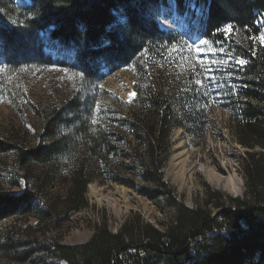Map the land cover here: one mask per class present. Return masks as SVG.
Here are the masks:
<instances>
[{
	"label": "trees",
	"instance_id": "16d2710c",
	"mask_svg": "<svg viewBox=\"0 0 264 264\" xmlns=\"http://www.w3.org/2000/svg\"><path fill=\"white\" fill-rule=\"evenodd\" d=\"M165 12L181 20L179 30L159 26ZM260 21L264 0H29L22 6L0 0L2 67H57L87 84L132 68L136 91L126 118L119 122L120 131L98 122L93 102L77 95L43 119L36 147H24L13 134L0 136V155L14 153L25 182L19 196L0 193V221L26 216L36 219L39 230L50 224L59 227L61 216L69 220L88 208L91 182L112 181L152 201L161 199L175 213L174 221L165 232L128 223L116 234L100 228L84 245L51 244L44 249L50 258L66 264H264ZM229 23L235 34L223 46L233 60L243 58L246 63L226 69L232 76L221 96L234 140L261 151L247 152L242 159L244 196L222 198L212 206L218 211L214 215L207 206L189 208L178 201L163 169L171 156L178 114L189 116L186 129L195 128L194 111L208 107L209 98L193 84L204 79L193 49L204 39L216 46L225 38L214 30ZM44 35L68 56L47 53ZM34 168L41 170L38 178ZM60 183L68 185L66 193L51 194L49 188Z\"/></svg>",
	"mask_w": 264,
	"mask_h": 264
},
{
	"label": "rangeland",
	"instance_id": "374dc122",
	"mask_svg": "<svg viewBox=\"0 0 264 264\" xmlns=\"http://www.w3.org/2000/svg\"><path fill=\"white\" fill-rule=\"evenodd\" d=\"M15 2L22 6L29 0ZM159 26L179 30L182 22L172 13L165 12L159 19ZM44 38L47 53L60 58L68 56L46 35ZM193 52L197 55L195 48ZM78 79L57 67L31 66L12 70L0 65V136L13 134L24 147H36L43 130V119L52 109L64 106L77 95L86 102H93L90 104L98 122L120 131L119 122L126 118L128 107L136 97L134 69L124 68L100 83L87 84ZM207 98L208 107L193 113L197 120L195 128L189 125L186 129L189 116L178 114L179 126L171 137V156L163 169L165 180L173 187L178 201L189 208L207 206L211 209L215 204H221L222 198H242L245 192L242 159L247 152L261 151L245 148L234 140L227 102L221 95ZM34 169L38 178L41 170L39 173L37 168ZM23 175L15 163L14 153L0 155V193L21 195L25 190ZM211 177L221 181L219 186ZM232 178L235 180L233 186L237 188V193L232 191L233 195L221 187ZM90 188L111 201L116 197L123 198L125 205L114 208L108 202L98 203L89 195ZM67 190L65 183L49 188L51 194L57 192L61 196ZM86 198L88 208L69 220L61 216L59 227L58 223L55 227L50 224L39 230L36 219L26 216L0 221V264H66L50 258L44 249L55 242L65 246L84 245L98 229L106 228L116 234L126 223L130 226L150 225L165 232L174 221L175 213L161 199L152 201L112 181L91 182ZM211 210L217 215V210Z\"/></svg>",
	"mask_w": 264,
	"mask_h": 264
},
{
	"label": "snow or ice",
	"instance_id": "6c2138e0",
	"mask_svg": "<svg viewBox=\"0 0 264 264\" xmlns=\"http://www.w3.org/2000/svg\"><path fill=\"white\" fill-rule=\"evenodd\" d=\"M260 22L264 23V21ZM220 32H223L225 39L216 41V46L210 45L209 40L204 39L199 46L195 47L199 66L204 73V79L203 81L200 79H194V83L206 97L214 95L218 98L222 94V90L226 85H229L232 76V73L227 72L226 69L233 65L242 66L246 63L243 58L233 60L231 54L226 52V49L223 46L228 37L235 34L233 25L229 23L222 26V28L214 30V34H219ZM259 39L261 42H264V33L260 35ZM218 54H221L219 59L217 58ZM177 55L183 56V51L178 50ZM221 73H223V75H221ZM197 75L199 74L193 72L194 77ZM232 92L235 94L234 88L232 89Z\"/></svg>",
	"mask_w": 264,
	"mask_h": 264
},
{
	"label": "bare ground",
	"instance_id": "6f19581e",
	"mask_svg": "<svg viewBox=\"0 0 264 264\" xmlns=\"http://www.w3.org/2000/svg\"><path fill=\"white\" fill-rule=\"evenodd\" d=\"M164 28V27H163ZM165 29V28H164ZM212 178V177H211ZM212 180L219 186V184L221 183V181L218 180H214L212 178ZM235 183V180L232 178L231 180L228 181V183L226 185H222L221 187L223 188V190H225L226 192H229L230 194H232V191L234 190V193H237V188H235L233 185ZM119 193V192H118ZM89 195L93 198L96 199V201L98 203H105L108 202L107 204L113 205L114 208H118L121 204L125 205V201L122 200L121 198L116 197L115 199L113 198V201H111V199H105L103 196L99 195L98 193H96L95 191H93V188L89 190ZM233 195V194H232ZM115 197V196H114ZM112 198V197H111ZM127 203V202H126ZM112 207V206H111ZM118 211V210H117Z\"/></svg>",
	"mask_w": 264,
	"mask_h": 264
}]
</instances>
